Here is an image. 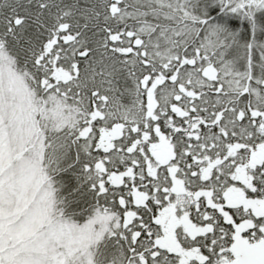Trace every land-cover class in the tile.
Segmentation results:
<instances>
[{
	"label": "snow or ice",
	"instance_id": "1",
	"mask_svg": "<svg viewBox=\"0 0 264 264\" xmlns=\"http://www.w3.org/2000/svg\"><path fill=\"white\" fill-rule=\"evenodd\" d=\"M0 264H264V0H0Z\"/></svg>",
	"mask_w": 264,
	"mask_h": 264
}]
</instances>
